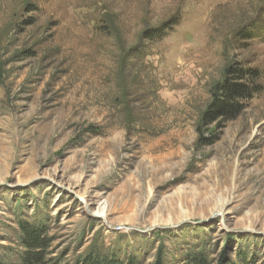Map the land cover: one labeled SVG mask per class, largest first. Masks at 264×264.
Returning a JSON list of instances; mask_svg holds the SVG:
<instances>
[{"label": "rangeland", "instance_id": "rangeland-1", "mask_svg": "<svg viewBox=\"0 0 264 264\" xmlns=\"http://www.w3.org/2000/svg\"><path fill=\"white\" fill-rule=\"evenodd\" d=\"M234 63L263 91L204 124ZM23 227L43 264H264V0H0V264Z\"/></svg>", "mask_w": 264, "mask_h": 264}, {"label": "trees", "instance_id": "trees-1", "mask_svg": "<svg viewBox=\"0 0 264 264\" xmlns=\"http://www.w3.org/2000/svg\"><path fill=\"white\" fill-rule=\"evenodd\" d=\"M175 24L176 22L170 21L153 31L145 32L143 39L160 40ZM260 78L261 72L256 68L246 67L242 63L229 66L222 82L216 84L212 91V102L208 112L202 116V122L211 124L216 120L224 123L235 120L245 110L248 102L263 91ZM23 230L25 234L22 239L26 250L21 255L22 263L43 264L41 253H45L48 247L43 230L32 227H23ZM185 264H206V260L203 255H198Z\"/></svg>", "mask_w": 264, "mask_h": 264}, {"label": "bare ground", "instance_id": "bare-ground-1", "mask_svg": "<svg viewBox=\"0 0 264 264\" xmlns=\"http://www.w3.org/2000/svg\"><path fill=\"white\" fill-rule=\"evenodd\" d=\"M197 207V206H196ZM95 216H98V217H101L103 218L105 215H104V211L103 209H101L100 211H98L97 213H95Z\"/></svg>", "mask_w": 264, "mask_h": 264}]
</instances>
